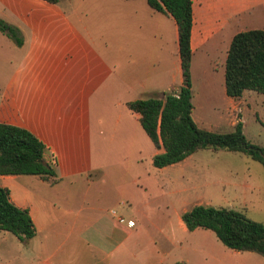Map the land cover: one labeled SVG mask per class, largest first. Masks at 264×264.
<instances>
[{"label": "crops", "instance_id": "1", "mask_svg": "<svg viewBox=\"0 0 264 264\" xmlns=\"http://www.w3.org/2000/svg\"><path fill=\"white\" fill-rule=\"evenodd\" d=\"M190 2L191 90L193 51L213 39L229 42L239 30L264 29V0ZM5 9L10 17H22L17 26L21 43L11 41L4 52L10 70L0 88V122L25 128L38 138L54 176L47 182L37 175H0V186L8 189L15 205L27 209L34 225L33 202L10 193L11 181L37 176L53 185L81 176L87 186L107 180L117 183L112 170L105 169L117 161L115 149L149 141L126 103L176 90L182 83L177 28L171 16L153 10L145 0H0V18L9 23ZM94 14L110 29H93ZM249 17L257 19V26L244 23ZM123 23L127 31H120ZM167 36L172 41L178 83H167ZM241 98L242 94L227 96L229 108ZM105 148L113 151L107 159L98 152ZM155 152L152 150L150 158ZM185 158L167 166H178ZM184 210L149 228L132 212L128 219L132 227L124 224L110 235L93 229L96 235L110 239L111 248L85 264H227L216 256H199L196 240L200 234L209 235L208 229L187 230L180 218ZM85 230L77 237L87 243L82 239ZM91 241L97 244V240Z\"/></svg>", "mask_w": 264, "mask_h": 264}, {"label": "rangeland", "instance_id": "2", "mask_svg": "<svg viewBox=\"0 0 264 264\" xmlns=\"http://www.w3.org/2000/svg\"><path fill=\"white\" fill-rule=\"evenodd\" d=\"M4 13L9 10L5 9ZM6 15L9 23L0 19L18 30L22 17ZM95 16L91 24L93 29H110L108 23ZM246 22L255 27L258 21L249 17ZM123 25L120 31H127V24ZM10 42L0 34V88L10 70L3 58ZM228 45V41L218 43L213 39L193 51L190 67L192 120L197 126L216 132L231 131L240 121L245 139L264 149V95L244 90L241 102L231 108L226 100L223 63ZM167 51V83H178L169 36ZM135 57L138 59L139 55ZM103 150L98 152L105 153V159L113 153L109 148ZM152 150L154 147L148 140L115 149L117 161L105 166L118 180L113 184L107 180L87 186L80 180L81 176L53 185L37 176H21L11 181L10 193L33 202L35 231L26 242H19L7 231L0 232V264H85L99 259L111 248L110 239L96 235L93 229L110 235L124 225L116 222V217L128 220L132 212L145 228H149L152 223L159 224L161 218L172 217L198 201L233 209L264 226V170L258 161L241 152L199 149L186 156L180 165L159 169L150 164ZM111 209L116 215L110 214ZM81 230H85L82 239L86 238L87 243L77 237ZM205 231L209 235L200 234L196 240L200 257L216 256L227 264H264L263 256L227 248L212 231ZM94 239L97 244L91 241Z\"/></svg>", "mask_w": 264, "mask_h": 264}, {"label": "trees", "instance_id": "3", "mask_svg": "<svg viewBox=\"0 0 264 264\" xmlns=\"http://www.w3.org/2000/svg\"><path fill=\"white\" fill-rule=\"evenodd\" d=\"M55 3L57 0H45ZM153 10L171 16L177 28V54L182 83L176 90L139 98L126 103L157 152L150 164L161 168L176 163L199 149L241 152L258 161L264 170V149L250 144L237 121L231 131L216 132L199 127L191 118L189 82V34L192 22L190 0H145ZM0 33L15 44L21 43L18 30L0 19ZM223 87L227 96L238 98L244 90L264 95V29L235 32L223 63ZM44 144L25 128L0 122V175H37L45 181L54 176L45 161ZM187 230L208 229L227 248L249 251L264 257V226L226 207L194 204L180 214ZM0 230L19 242L34 235V225L26 208L15 205L8 190L0 186ZM173 264H185L176 261Z\"/></svg>", "mask_w": 264, "mask_h": 264}, {"label": "built area", "instance_id": "4", "mask_svg": "<svg viewBox=\"0 0 264 264\" xmlns=\"http://www.w3.org/2000/svg\"><path fill=\"white\" fill-rule=\"evenodd\" d=\"M110 214L111 215H116V212L114 209H111L110 210ZM116 220L119 222V223H124L127 227H132L133 226V222L131 220H125L123 219L122 217H116Z\"/></svg>", "mask_w": 264, "mask_h": 264}]
</instances>
